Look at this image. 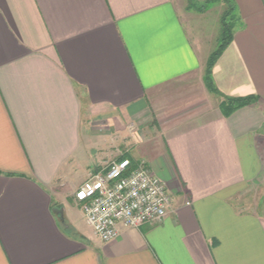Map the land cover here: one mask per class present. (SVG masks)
Instances as JSON below:
<instances>
[{
	"label": "crops",
	"instance_id": "1",
	"mask_svg": "<svg viewBox=\"0 0 264 264\" xmlns=\"http://www.w3.org/2000/svg\"><path fill=\"white\" fill-rule=\"evenodd\" d=\"M229 3L213 92L210 9L0 0V264H264V202L247 200L264 194V0ZM112 156L143 162L170 203L104 242L76 193Z\"/></svg>",
	"mask_w": 264,
	"mask_h": 264
},
{
	"label": "built area",
	"instance_id": "2",
	"mask_svg": "<svg viewBox=\"0 0 264 264\" xmlns=\"http://www.w3.org/2000/svg\"><path fill=\"white\" fill-rule=\"evenodd\" d=\"M76 194L86 222L104 242L117 237L118 224L138 227L163 220L170 203L161 179L143 162L133 165L128 158L93 169Z\"/></svg>",
	"mask_w": 264,
	"mask_h": 264
},
{
	"label": "trees",
	"instance_id": "3",
	"mask_svg": "<svg viewBox=\"0 0 264 264\" xmlns=\"http://www.w3.org/2000/svg\"><path fill=\"white\" fill-rule=\"evenodd\" d=\"M209 1H218V0H209ZM226 4L225 10L221 14L220 18V33L218 36L217 44L214 50L208 57L205 71H204V81L206 86L210 91H215V87L211 78V68L215 60L221 54L223 49L228 45L232 38L233 28L237 22L236 14L233 11L232 5L229 3V0H219ZM208 2V1H207ZM258 99L257 96L250 95L246 97H225L221 103L220 108L223 114H229L233 110L255 102ZM134 165V164H133Z\"/></svg>",
	"mask_w": 264,
	"mask_h": 264
},
{
	"label": "rangeland",
	"instance_id": "4",
	"mask_svg": "<svg viewBox=\"0 0 264 264\" xmlns=\"http://www.w3.org/2000/svg\"><path fill=\"white\" fill-rule=\"evenodd\" d=\"M182 2V5H187L189 10L192 12H195L197 10H203V9H210L208 12H205L203 15L199 17V21H202V28L203 32L206 36L212 35L215 30H217V27L219 25V16L222 14V12L226 8V4L222 1H208V3H204V1H198V0H179ZM205 36V37H206ZM119 156H112L108 158L106 161H111ZM260 192L256 189H253L250 194L247 196V200L253 199L254 201H261L264 202V194L259 195Z\"/></svg>",
	"mask_w": 264,
	"mask_h": 264
}]
</instances>
